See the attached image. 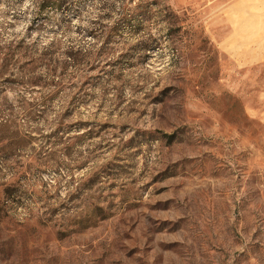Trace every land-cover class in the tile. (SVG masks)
I'll list each match as a JSON object with an SVG mask.
<instances>
[{"label": "rangeland", "instance_id": "obj_1", "mask_svg": "<svg viewBox=\"0 0 264 264\" xmlns=\"http://www.w3.org/2000/svg\"><path fill=\"white\" fill-rule=\"evenodd\" d=\"M44 1L0 0V264H264V0Z\"/></svg>", "mask_w": 264, "mask_h": 264}, {"label": "crops", "instance_id": "obj_2", "mask_svg": "<svg viewBox=\"0 0 264 264\" xmlns=\"http://www.w3.org/2000/svg\"><path fill=\"white\" fill-rule=\"evenodd\" d=\"M247 1H249V0H247ZM240 3H241V4L244 3V0H240V1H238L237 3H234V4L230 7V13L232 14V17H233V16L235 17V18L233 19V23H236V26H235V27H240V26H241V23H242V21H243V20L240 21V17H241V15H240V13H239V10H237V8H239ZM238 40L242 41L241 39H236V40L234 39V41H235L236 43L239 44ZM263 61H264V55H263L261 58H259V61H258L257 63H261V62H263Z\"/></svg>", "mask_w": 264, "mask_h": 264}, {"label": "trees", "instance_id": "obj_3", "mask_svg": "<svg viewBox=\"0 0 264 264\" xmlns=\"http://www.w3.org/2000/svg\"><path fill=\"white\" fill-rule=\"evenodd\" d=\"M70 0H46L40 6V12L46 11L49 7L54 8L58 7V9H63L66 5H68Z\"/></svg>", "mask_w": 264, "mask_h": 264}]
</instances>
